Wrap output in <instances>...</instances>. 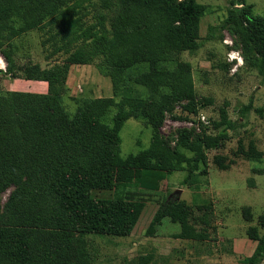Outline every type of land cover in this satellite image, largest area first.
Listing matches in <instances>:
<instances>
[{
  "label": "trees",
  "instance_id": "trees-1",
  "mask_svg": "<svg viewBox=\"0 0 264 264\" xmlns=\"http://www.w3.org/2000/svg\"><path fill=\"white\" fill-rule=\"evenodd\" d=\"M244 2L238 0L227 28L246 65L264 78V16L253 15ZM203 13L196 0H0L6 72L47 83L45 92H0V193L13 186L0 214V264H90L88 234L130 233L141 203L126 197V187L142 169L170 172L187 161L192 171L204 149L218 145L223 136L206 133L189 145V132L183 130L181 144L195 154L186 159L159 132L164 106L193 91L190 64L179 56L196 47ZM31 30L39 34L44 58L60 55L58 60L44 67L14 63L12 40ZM90 63L109 78L111 96L67 93L69 66ZM67 99L74 101L72 110ZM130 116L152 132L146 148L124 158L119 131ZM234 122L220 108L213 127L232 129ZM253 144L240 151L260 159L262 152ZM81 180L111 183L114 195L82 197ZM245 213L249 220V210ZM211 214L195 217L192 206L173 200L159 206L152 222L169 215L180 237L200 240L207 236ZM247 235L257 242L246 259L251 264L264 252V214Z\"/></svg>",
  "mask_w": 264,
  "mask_h": 264
},
{
  "label": "rangeland",
  "instance_id": "rangeland-1",
  "mask_svg": "<svg viewBox=\"0 0 264 264\" xmlns=\"http://www.w3.org/2000/svg\"><path fill=\"white\" fill-rule=\"evenodd\" d=\"M196 1L204 5L197 44L179 56L190 64L193 91L164 106L159 132L170 148L180 150L186 159H194L195 154L182 146L183 130L189 132L186 138L189 145L202 133L223 137L216 147L204 149L198 169L190 171L187 161L170 172L142 169L134 184L126 187V197L141 203L130 233L124 236L88 234L90 264H248L246 259L257 243L251 240L253 244H247V228L256 225L258 216L264 214V174L261 172L264 169V78L246 65L236 37L227 28L240 7L238 0ZM244 3L250 5L253 15L264 16V0ZM12 45L16 65L31 61L44 67L60 58V55L44 58L36 30L15 38ZM0 58L3 61L0 92L47 90L45 81L12 77L6 72L1 52ZM66 86L67 93L75 98L112 95L110 80L96 63L70 65ZM73 102L66 100L69 110L74 108ZM245 107H248L246 111ZM220 108L235 121L232 129L223 125L213 127V122L219 119ZM151 132V127L142 121L132 116L125 118L119 131L122 157L136 155L146 148ZM250 143L262 152L260 159L248 158L240 151L241 146L247 152ZM12 187L0 193V214L4 212L3 205ZM112 187L111 183L78 182L82 197L112 198L114 192L108 190ZM173 200L192 206L195 217L203 212L212 213L205 227V238L180 237V227L169 215L158 223L152 222L159 206ZM245 209L249 210V220ZM251 264H264V252Z\"/></svg>",
  "mask_w": 264,
  "mask_h": 264
},
{
  "label": "crops",
  "instance_id": "crops-1",
  "mask_svg": "<svg viewBox=\"0 0 264 264\" xmlns=\"http://www.w3.org/2000/svg\"><path fill=\"white\" fill-rule=\"evenodd\" d=\"M38 81V80H37ZM46 91V90H45ZM45 91H43V92H45ZM247 244H253L252 242H251V239H247Z\"/></svg>",
  "mask_w": 264,
  "mask_h": 264
},
{
  "label": "clouds",
  "instance_id": "clouds-1",
  "mask_svg": "<svg viewBox=\"0 0 264 264\" xmlns=\"http://www.w3.org/2000/svg\"><path fill=\"white\" fill-rule=\"evenodd\" d=\"M0 67H3V62L2 61H0Z\"/></svg>",
  "mask_w": 264,
  "mask_h": 264
},
{
  "label": "bare ground",
  "instance_id": "bare-ground-1",
  "mask_svg": "<svg viewBox=\"0 0 264 264\" xmlns=\"http://www.w3.org/2000/svg\"><path fill=\"white\" fill-rule=\"evenodd\" d=\"M0 61H2V59L0 58ZM3 62V61H2Z\"/></svg>",
  "mask_w": 264,
  "mask_h": 264
}]
</instances>
